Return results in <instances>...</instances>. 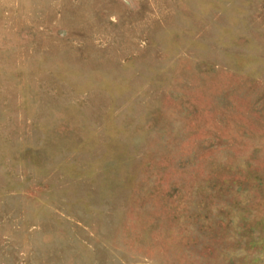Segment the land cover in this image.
I'll return each mask as SVG.
<instances>
[{"label":"rangeland","instance_id":"1","mask_svg":"<svg viewBox=\"0 0 264 264\" xmlns=\"http://www.w3.org/2000/svg\"><path fill=\"white\" fill-rule=\"evenodd\" d=\"M0 264H264V0H0Z\"/></svg>","mask_w":264,"mask_h":264}]
</instances>
